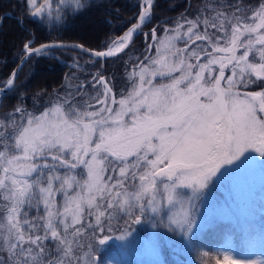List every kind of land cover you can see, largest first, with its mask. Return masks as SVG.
I'll return each mask as SVG.
<instances>
[{"label": "snow or ice", "instance_id": "snow-or-ice-1", "mask_svg": "<svg viewBox=\"0 0 264 264\" xmlns=\"http://www.w3.org/2000/svg\"><path fill=\"white\" fill-rule=\"evenodd\" d=\"M87 0H20L19 24L58 30ZM157 0H135L134 22L102 50L61 41L23 43L20 60L79 49L59 90L29 107L13 69L0 83V264H113L135 225L165 229L200 246L212 221L204 205L228 174L264 172V0H201L143 32V52L123 61V87L105 74L153 19ZM9 94H12L9 96ZM203 209V210H202ZM199 216V219L197 217ZM202 253V264H264V222ZM160 231L147 241L155 254Z\"/></svg>", "mask_w": 264, "mask_h": 264}, {"label": "trees", "instance_id": "trees-1", "mask_svg": "<svg viewBox=\"0 0 264 264\" xmlns=\"http://www.w3.org/2000/svg\"><path fill=\"white\" fill-rule=\"evenodd\" d=\"M135 0H87V7L77 13H68L65 23L59 26L58 30H50L48 26H37L35 22L19 24L21 16L20 0H0V83L8 77L20 58V49L23 43L32 39L33 46L53 40L75 41L88 48L102 50L108 39L121 35L130 21H134ZM159 7L156 9L155 19L144 29H151L157 24H163L166 20L176 19L181 13L191 8H195L201 0H157ZM98 24L97 31L92 37H85L76 33L77 25L84 24L92 26ZM136 47L137 53L145 47L143 34L137 35L130 48ZM53 53L61 52V49H53ZM61 54V53H60ZM82 57H87L80 54ZM122 59H109L105 65V74L115 75L117 87H122L124 81V65ZM31 64V73L25 77L27 65ZM33 65V66H32ZM69 67L61 63L53 55L37 56L27 60L18 72L17 84L19 91L24 92L27 105L32 100L31 97L41 89L51 92L53 89L59 90L64 84V77ZM12 94H9L11 96ZM15 98H3V105L0 112L8 111L11 105L15 104ZM238 230L231 223L218 221L204 227L201 233L203 243L193 249L185 251L176 249L172 254L167 246L162 249L166 264H193L196 261L202 263V253L208 251L214 255L213 248L216 245L233 241L235 247L239 246ZM111 255L118 260V252L112 248ZM189 256H191L189 258ZM191 259V260H190ZM196 260V261H195ZM155 264V263H151ZM215 264V261H211Z\"/></svg>", "mask_w": 264, "mask_h": 264}, {"label": "rangeland", "instance_id": "rangeland-1", "mask_svg": "<svg viewBox=\"0 0 264 264\" xmlns=\"http://www.w3.org/2000/svg\"><path fill=\"white\" fill-rule=\"evenodd\" d=\"M133 4H135V1H133ZM97 27V23H94L93 27L85 26L84 24H82L77 25L75 31L77 34L88 38L89 36L92 37L95 34V32L97 31ZM149 30L143 28L141 34H143V32H148ZM59 49H61V52L53 53L51 50L48 56L53 55L61 63L69 67L66 76H70L71 73L75 72L80 75L81 78H83L84 74L80 71V69L72 67L73 63L77 59L79 61V64L88 72H94L96 70V67H99L98 64L93 67L89 63L90 58L78 55L79 52L70 49ZM143 50L137 53L135 52L136 47H132L128 50L127 55H124L125 59H128L129 56H132L134 58L135 56L140 55ZM30 66L31 64L27 65L26 71L24 72L25 77H27L31 73L32 69H30ZM65 83L66 80L64 77V84ZM123 86L124 85L122 83V87ZM31 104L32 100L30 101L28 106L31 107ZM204 213L212 221L206 226H209L210 224L216 223L218 221H226L236 227L239 232V246L235 247L233 241L228 242H230L232 245V251L236 255H239L240 249H247L244 229L248 227V223L251 222V224L258 230L260 224L264 222V172H261L259 169H257L254 172L242 174L239 179H237L236 176L231 173L226 175L222 179V181L212 189L211 193L209 194L208 200L204 205ZM197 219H199V216L197 217ZM133 229L134 231L132 232V235L127 237L126 241L110 242L113 245H126V247L122 249L113 246V248L118 252V260L115 259L113 255H111L113 258V264H166L165 261H167V259L164 257L162 252L164 246H167L169 248L171 254L176 249H180L183 251L187 250L182 246V237L167 232V230L165 229H153L150 225H135L133 226ZM156 231H160L161 233H163L165 239L158 242L159 247L154 254L151 248L148 246L147 241L149 239V236ZM225 244L226 242L220 245H216L213 248V253L215 254V249L217 248L228 250L224 248ZM190 257L191 256H189V258ZM248 258H264V253H262L259 249H254L252 250L251 255ZM193 264L202 263L196 261Z\"/></svg>", "mask_w": 264, "mask_h": 264}, {"label": "water", "instance_id": "water-1", "mask_svg": "<svg viewBox=\"0 0 264 264\" xmlns=\"http://www.w3.org/2000/svg\"><path fill=\"white\" fill-rule=\"evenodd\" d=\"M53 41H58V40H53ZM53 41H46V42H43V43H51V42H53ZM61 42H63L64 44H66V45H69V46H71V45H73V44H81V43H78V42H75V41H61ZM40 44H42V43H40ZM40 44H37V45H35V46H39ZM83 45V44H82ZM84 47H86L85 45H84ZM86 48H88V47H86ZM63 49H70V50H73L71 47H68V48H63ZM89 49H92V48H89ZM73 51H76V52H79L80 53V50L79 49H75V50H73ZM84 55H86L87 57H89V55L87 54V53H83ZM90 58V57H89ZM111 59V58H110ZM25 62H21V60H20V58H19V60H18V62L16 63V65L14 66V68L13 69H17L18 70V72H19V70L21 69V67L23 66V64H24Z\"/></svg>", "mask_w": 264, "mask_h": 264}]
</instances>
